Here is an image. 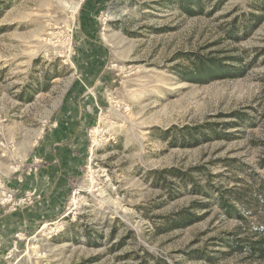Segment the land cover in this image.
I'll return each mask as SVG.
<instances>
[{
    "label": "rangeland",
    "instance_id": "rangeland-1",
    "mask_svg": "<svg viewBox=\"0 0 264 264\" xmlns=\"http://www.w3.org/2000/svg\"><path fill=\"white\" fill-rule=\"evenodd\" d=\"M199 1L0 0V264H249L216 190L264 182V0ZM222 50L252 64L179 75ZM57 146L76 157L58 205L5 228L50 201Z\"/></svg>",
    "mask_w": 264,
    "mask_h": 264
},
{
    "label": "trees",
    "instance_id": "trees-1",
    "mask_svg": "<svg viewBox=\"0 0 264 264\" xmlns=\"http://www.w3.org/2000/svg\"><path fill=\"white\" fill-rule=\"evenodd\" d=\"M198 8L199 0H194ZM187 11L193 10L190 3L180 2ZM259 17L253 14L245 18L243 24L235 21L230 31L248 33L255 27ZM255 21V24H253ZM240 29V30H239ZM232 51L222 50L219 54L191 52L188 54L189 64L178 69L179 75L189 81H208L218 78H234L240 76L251 62L243 63L241 56L232 54ZM198 189V188H194ZM217 203L228 216H235L243 226L228 232L223 237L226 248L230 253L243 255L249 264H264V182L259 184H245L232 189H218ZM190 214L183 213L181 219L189 218Z\"/></svg>",
    "mask_w": 264,
    "mask_h": 264
},
{
    "label": "crops",
    "instance_id": "crops-1",
    "mask_svg": "<svg viewBox=\"0 0 264 264\" xmlns=\"http://www.w3.org/2000/svg\"><path fill=\"white\" fill-rule=\"evenodd\" d=\"M50 144L52 145V141H50ZM60 143H57L59 145ZM54 145V144H53ZM54 148V147H53ZM51 150V149H50ZM48 152L50 155L47 157V165L51 164L50 167L46 168V170L41 171V177L44 179V177L47 176V180H42L46 183V186L51 189V199L48 201V203H45L44 205L40 206L38 208V211L34 214L26 212V210L14 212L11 214V217L13 218L9 222H5L2 226H6L5 228H18L22 225L23 221L27 218H33L36 216H48V213L53 211L55 206L58 205L60 200V196L64 193V189L66 188L65 179L68 176L69 171H74V160H75V152H72L71 149H69L67 146H57L54 149V152ZM74 155V156H73ZM71 169H67L69 166ZM60 172V173H59ZM45 173V174H43ZM41 183V182H40ZM41 185V184H40ZM42 186V185H41ZM59 198V199H58ZM47 204V205H46ZM51 214V213H50ZM5 243L3 242V245ZM1 245V246H3ZM6 245V244H5ZM4 245V246H5ZM3 246V247H4Z\"/></svg>",
    "mask_w": 264,
    "mask_h": 264
},
{
    "label": "built area",
    "instance_id": "built-area-1",
    "mask_svg": "<svg viewBox=\"0 0 264 264\" xmlns=\"http://www.w3.org/2000/svg\"><path fill=\"white\" fill-rule=\"evenodd\" d=\"M25 238L23 230H18L14 233V240L12 241V248H16L18 240Z\"/></svg>",
    "mask_w": 264,
    "mask_h": 264
},
{
    "label": "bare ground",
    "instance_id": "bare-ground-1",
    "mask_svg": "<svg viewBox=\"0 0 264 264\" xmlns=\"http://www.w3.org/2000/svg\"><path fill=\"white\" fill-rule=\"evenodd\" d=\"M77 8H78V6L77 5H74V6H72V9L71 10L76 11Z\"/></svg>",
    "mask_w": 264,
    "mask_h": 264
}]
</instances>
